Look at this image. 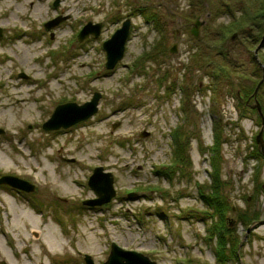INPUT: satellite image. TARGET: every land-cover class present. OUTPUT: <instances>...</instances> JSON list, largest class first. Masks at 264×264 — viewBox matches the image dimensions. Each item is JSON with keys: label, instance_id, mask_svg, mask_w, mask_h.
I'll list each match as a JSON object with an SVG mask.
<instances>
[{"label": "rangeland", "instance_id": "obj_1", "mask_svg": "<svg viewBox=\"0 0 264 264\" xmlns=\"http://www.w3.org/2000/svg\"><path fill=\"white\" fill-rule=\"evenodd\" d=\"M56 2L0 0V178L35 185H0V264H104L112 244L157 264H264L262 119L257 101L238 100L264 76V17L252 21L264 0ZM127 20L124 57L108 71L103 46ZM89 24L100 36L81 43ZM95 93L94 117L44 130L57 107ZM257 100L264 112V84ZM98 167L116 197L90 208Z\"/></svg>", "mask_w": 264, "mask_h": 264}, {"label": "water", "instance_id": "obj_2", "mask_svg": "<svg viewBox=\"0 0 264 264\" xmlns=\"http://www.w3.org/2000/svg\"><path fill=\"white\" fill-rule=\"evenodd\" d=\"M59 0L56 2V6H58ZM63 21L62 18L55 19L46 24V29L51 30L60 25ZM202 23L198 20L193 29L191 30V34L194 37H199V27ZM101 25L93 26L89 24L86 26L83 31L79 35V41L82 43L91 35L94 37H99L101 32ZM131 28V21L127 20L121 29L117 30L113 37L105 42L103 48L107 54V64L106 69L111 71L114 70L117 64L123 59L125 54V47L127 40L129 38ZM3 36V30L0 28V37ZM237 37V34L234 35L233 39ZM176 52V48L172 49V53ZM21 77L27 78L25 75H21ZM264 82V78L262 82L259 84L255 91L254 97L257 96L259 89ZM101 94L96 93L93 99L90 102H87L84 105H77L74 103L65 104L57 107L55 113L53 114L50 121L44 124V130L46 131H57L60 129H68L71 128L81 122L87 121L92 118L98 112L99 102L101 100ZM243 101V99H242ZM257 109L259 115L262 118V130L259 135L256 137V142L259 145L260 151L264 155V114L261 105L257 102V106L253 107ZM5 132L0 130V134L3 135ZM150 134L144 132L142 134V138L148 137ZM68 162H73V160H67ZM0 184H6L17 188L19 190H23L26 192H32L34 190V186L29 182L21 180L16 177L5 176L0 179ZM89 186L95 191L98 196V199L93 201L85 202L87 205L91 206H102L110 203L113 198L116 196V190L114 188V178L111 173H104L103 168H97L90 178ZM136 196V195H135ZM131 195V197H135ZM251 229L248 230L250 232ZM87 264H94L92 258L87 256L86 258ZM104 264H157L156 262L151 261L148 256H145L141 253L133 252V251H125L116 244H112V250L110 256L106 263Z\"/></svg>", "mask_w": 264, "mask_h": 264}, {"label": "trees", "instance_id": "obj_3", "mask_svg": "<svg viewBox=\"0 0 264 264\" xmlns=\"http://www.w3.org/2000/svg\"><path fill=\"white\" fill-rule=\"evenodd\" d=\"M263 12V13H262ZM259 16V17H258ZM261 17H264V11L263 10H261L258 14H257V16H254V18H253V22H258L260 19H262ZM239 24L240 23H238V22H235V24H234V26H232L231 27V29H230V31H237L238 29H240V27H239ZM238 28V29H237ZM257 29V30H256ZM255 29V31H252V30H246L245 32H247L248 33V35H249V37L253 40V41H258V39L261 37V35L263 36V34H262V29L261 28H256ZM241 30H245V28H243V29H241ZM257 31V32H256ZM245 32H243V33H245ZM254 32L256 33V35L254 34ZM242 33V34H243ZM234 34H237V33H234ZM244 35V34H243ZM245 36H247V35H245ZM224 59H227V57H225ZM197 61H202V60H199V58H198V60ZM204 63V62H203ZM213 77L215 78V77H217V75H214L213 74ZM263 78H264V76H263ZM263 78H262V80H263ZM261 80V81H262ZM263 84H264V82L262 83V85H261V87L263 86ZM258 87V86H257ZM260 87V88H261ZM260 90V89H259ZM240 93V96H238V100L241 102V99H244V102L245 103H247L250 99V102H252V100L254 99L255 101H257L258 102V100H257V96H258V94H257V96L254 98L253 97V95L254 94H250L249 93V91H245V93H241V92H239ZM259 93V92H258ZM259 103V102H258ZM248 107V106H247ZM244 109H246V110H248V108H244ZM263 109V108H262ZM241 114L244 116L245 114L244 113H242L241 112ZM184 136V134H182V133H179L178 134V137H177V141H179L180 143H178V150H177V152H176V157H177V159H178V162L180 163V164H183L185 167H186V163L189 161L188 160V154H189V143H185L184 144V142H182L181 141V139H182V137ZM217 137H218V142L220 141V134H218L217 135ZM189 139V138H188ZM216 151H218V150H216ZM218 153L219 152H216L215 154H217L218 155ZM260 153V152H259ZM216 155V156H217ZM260 156H263V154L262 153H260ZM216 179H217V177H216ZM216 182H218V181H216ZM218 196L216 195V194H214L213 195V197L211 198V199H213V201H216V199L215 198H217ZM212 202V201H211ZM221 206V205H220ZM218 208H221V207H218ZM215 210L217 209V208H214ZM258 220V218H255L253 221L254 222H256Z\"/></svg>", "mask_w": 264, "mask_h": 264}, {"label": "flooded vegetation", "instance_id": "obj_4", "mask_svg": "<svg viewBox=\"0 0 264 264\" xmlns=\"http://www.w3.org/2000/svg\"><path fill=\"white\" fill-rule=\"evenodd\" d=\"M251 103V102H250ZM34 186V190L30 193V194H32V193H34V191H35V185H33ZM95 199H97V198H95ZM95 199H91V200H95ZM64 202H67V201H65V200H63ZM83 204H84V201H83ZM85 205V204H84ZM88 206H90L91 207V205H88ZM92 207H94V208H100L101 206H92ZM103 207V206H102Z\"/></svg>", "mask_w": 264, "mask_h": 264}, {"label": "bare ground", "instance_id": "obj_5", "mask_svg": "<svg viewBox=\"0 0 264 264\" xmlns=\"http://www.w3.org/2000/svg\"><path fill=\"white\" fill-rule=\"evenodd\" d=\"M22 94L21 93H16V97L20 100V102H22V104H23V102L25 101L22 97Z\"/></svg>", "mask_w": 264, "mask_h": 264}]
</instances>
